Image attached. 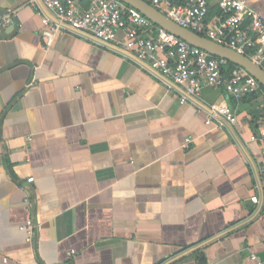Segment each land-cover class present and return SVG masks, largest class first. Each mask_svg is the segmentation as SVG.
<instances>
[{
  "label": "crops",
  "instance_id": "0c3cea01",
  "mask_svg": "<svg viewBox=\"0 0 264 264\" xmlns=\"http://www.w3.org/2000/svg\"><path fill=\"white\" fill-rule=\"evenodd\" d=\"M247 3L264 18V0ZM37 8L0 0L14 10L0 25V264H264L261 90L181 103L112 44L61 30L46 45Z\"/></svg>",
  "mask_w": 264,
  "mask_h": 264
},
{
  "label": "built area",
  "instance_id": "2783aa9c",
  "mask_svg": "<svg viewBox=\"0 0 264 264\" xmlns=\"http://www.w3.org/2000/svg\"><path fill=\"white\" fill-rule=\"evenodd\" d=\"M144 1L160 11L165 5L162 12L179 26L245 54L264 69V18L248 5L247 0H218L223 19L214 27L206 23L209 0H184L180 4L170 0ZM40 2L46 12L37 8L46 45L61 30L75 31L98 42L112 44L120 54L169 77L183 90L181 103L198 97L203 87L224 88L234 98L261 90L264 97L259 82L247 70L189 45L119 0H90L83 10L71 0ZM13 17L14 10H6L0 14V25L12 24ZM119 31L122 32L120 38L117 36ZM220 113L226 123L234 122V113L227 107ZM250 138L256 139L254 135ZM27 181L31 182L32 178ZM20 230L30 242L34 231L32 220L27 219ZM252 259L261 264L256 257L252 256Z\"/></svg>",
  "mask_w": 264,
  "mask_h": 264
},
{
  "label": "water",
  "instance_id": "95a60500",
  "mask_svg": "<svg viewBox=\"0 0 264 264\" xmlns=\"http://www.w3.org/2000/svg\"><path fill=\"white\" fill-rule=\"evenodd\" d=\"M119 1L134 8L152 23L177 36L189 45L202 49L212 56L223 58L232 64L244 68L256 78L260 86L264 88V69L249 59L245 54L239 53L226 45L217 43L190 29L179 26L167 17L165 13L144 0Z\"/></svg>",
  "mask_w": 264,
  "mask_h": 264
},
{
  "label": "trees",
  "instance_id": "16d2710c",
  "mask_svg": "<svg viewBox=\"0 0 264 264\" xmlns=\"http://www.w3.org/2000/svg\"><path fill=\"white\" fill-rule=\"evenodd\" d=\"M171 3H174V4H180V3H176L174 2V0H170ZM232 65V64H231ZM262 89H264L263 87H261Z\"/></svg>",
  "mask_w": 264,
  "mask_h": 264
}]
</instances>
